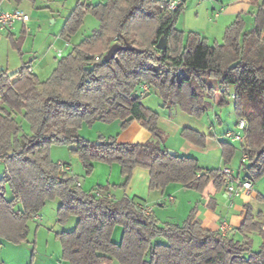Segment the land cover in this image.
Masks as SVG:
<instances>
[{
	"label": "trees",
	"instance_id": "trees-1",
	"mask_svg": "<svg viewBox=\"0 0 264 264\" xmlns=\"http://www.w3.org/2000/svg\"><path fill=\"white\" fill-rule=\"evenodd\" d=\"M250 3L254 11L249 29L237 14L221 41L208 42L197 31L176 28L181 7L168 10L158 0H79L60 35L68 40L87 14L99 25L57 59L46 79L26 62L11 76L6 68L0 70V238L27 241L28 221L47 201L58 199L56 221L76 218L71 229L55 232L60 258L68 264H264V212L253 213L245 205L244 220L236 228L241 239L202 226L194 209L180 224L159 223L140 211V198L107 197L109 184L83 190L76 175L60 169L49 155L52 145L72 146L87 175L93 162L116 163L122 188L132 170L141 167L149 172V190L177 183L201 192L210 181L219 190L220 167L202 168L195 157L165 147L159 113L142 102L140 84L157 89L162 106H178L196 118L206 113L217 92L221 104L231 90L235 124L240 118L247 124L239 148L248 155L246 162L239 161L242 177L256 181L264 173V0ZM7 37L21 56L17 39L11 32ZM161 37L165 49L155 46ZM115 42L134 48L103 60ZM114 120L121 121L120 129L136 121L150 138L118 142L100 135L89 140L79 133L84 123ZM179 134L197 147L206 145L207 135L195 128L184 126ZM219 143L226 165L236 148L224 139ZM97 190L104 195L96 196ZM116 226L121 227L119 241L112 237Z\"/></svg>",
	"mask_w": 264,
	"mask_h": 264
},
{
	"label": "rangeland",
	"instance_id": "rangeland-1",
	"mask_svg": "<svg viewBox=\"0 0 264 264\" xmlns=\"http://www.w3.org/2000/svg\"><path fill=\"white\" fill-rule=\"evenodd\" d=\"M79 0H33V2L26 1V13L29 16L27 26L29 27L28 38L30 39V48L24 51V57H20L15 49L11 47L10 41L7 37V30L0 31V68H8L9 71L16 70L23 62L36 65L38 60L45 51L48 54H55L58 48L61 49L63 55L71 50L73 44L77 43L84 36L89 35L99 25L98 19L90 14L85 15L83 24L78 31L72 35L68 40L64 39L61 35V26L64 18L72 9V7ZM86 3H96L103 0H80ZM38 12V13H37ZM56 19L55 22H51V18ZM252 25V20L246 19V29H249ZM26 36L20 37L18 32H15L14 38L17 39L18 44L25 39ZM222 38H220L221 40ZM212 42V41H211ZM52 69V68H51ZM35 73L41 80L48 77L47 72L42 70H35ZM44 73V74H43ZM150 94L142 95V101L145 105L149 106L153 110L159 113L158 126L164 131V145L168 150L176 151L179 154H187L198 159L199 165L202 168H219L228 166L233 169L235 173L240 171L243 175L244 170L242 166H239L240 156V142L234 141L232 144L236 148V152L231 161L224 165L221 158V146L219 137H210L208 126L212 124L218 132L223 129L235 130V122L237 120L234 112L233 99L231 96V90L228 96H225V102L217 103L221 95L216 93L214 103L210 101L206 114L199 117L200 121H197L196 117H190L178 106L170 105L169 107L162 106V98L159 96L158 90L154 87L150 88ZM216 101V102H215ZM171 114V115H170ZM220 120V121H219ZM198 122V123H197ZM110 122L95 121L91 124L84 123L80 127V135L89 140H97L101 135V131L106 133H116L117 128L110 127L106 129L107 124ZM26 124V123H25ZM104 124V125H100ZM184 126H195L202 129L207 135V142L205 147H197L190 142L186 141L180 136V130ZM26 130L28 126L26 124ZM120 128V127H118ZM182 144H188L191 150L187 151L182 148ZM68 145H52L49 150V155L55 162H65L69 164V173H76L81 180H89L94 185L99 181V184H108L106 178H109L111 173V179L116 180L117 175L112 173L107 168L97 169L95 172L87 175L83 171L78 157L72 153ZM238 153V154H237ZM105 164V163H104ZM114 164V163H113ZM112 165V164H110ZM99 166V165H98ZM109 166V164H107ZM114 166V165H113ZM239 166V167H238ZM240 168V169H239ZM4 169V164L0 162V175ZM93 171V170H92ZM120 173V171H119ZM108 174V175H106ZM106 175V176H105ZM121 175V174H120ZM119 176V175H118ZM122 182V181H121ZM120 182V183H121ZM259 187L261 193L264 195V173L256 181H254ZM118 183V184H120ZM115 184L117 187L122 188ZM127 186V185H126ZM109 187L113 186V183H109ZM220 190L223 192V186ZM224 195V192H223ZM59 200H49L44 207L40 210L41 222H39V229L34 234L33 226H36L35 221L30 220V232L28 233L27 241L22 243H11L4 241L0 244V264H63L64 260L60 258L61 246L57 239L55 232L62 229L69 230L75 225L76 218L70 217L65 223H58L56 221V208ZM121 227L116 226L113 239L120 237ZM118 241V240H117ZM66 264V263H65ZM114 264H117L114 262Z\"/></svg>",
	"mask_w": 264,
	"mask_h": 264
},
{
	"label": "crops",
	"instance_id": "crops-1",
	"mask_svg": "<svg viewBox=\"0 0 264 264\" xmlns=\"http://www.w3.org/2000/svg\"><path fill=\"white\" fill-rule=\"evenodd\" d=\"M26 1L27 0L15 2L14 0H0V9L4 11H12L16 8H19L26 12ZM28 1L33 2V0ZM253 11L254 7L250 3V0H206L203 2H199L198 0H186L176 21V28L183 31H197L202 36H204L208 42L221 41L220 38H222L223 36L225 27L232 22V20L237 14H241L245 21L246 19L252 20L253 17L251 15V12ZM28 20L26 22L16 21L13 25V28L7 31L11 32L13 36H15L16 31L18 32L20 37L26 36L20 44V49L22 52V55L20 56L21 58L24 57V51L27 50V48H30L29 44L31 41L27 36L29 31V27L27 26ZM55 21L56 19L51 18V22ZM61 55H63V53L60 48L57 49L55 54H48V51H45L36 65H32L31 63L29 65L31 66L33 72H35V70H42L43 72L46 71L47 74H49V72H51V70L56 65L57 59ZM18 67L16 69H18ZM6 69L9 71L8 68ZM150 92L151 91L149 89V92H147L146 94H150ZM212 102L214 103V101ZM196 119L197 121H200L199 118ZM120 123V120H114L106 126V129H110V127L117 128L115 134L106 133L105 131H101L100 134L104 137H114L118 142H144L150 138L149 132L144 129L138 122L132 121L125 129L118 128L120 127ZM210 123L212 124V121ZM209 126L208 130L210 131V137L216 138L219 137V135H222L221 139L227 140L223 137L225 129H223L221 132H218L214 127V133L209 129ZM189 127L195 128L201 131L202 133L206 134L202 129L198 127ZM227 141L233 143L229 140ZM182 148L187 151L191 150L188 144H182ZM239 154L241 153L239 152ZM101 165H104V167L106 166L105 168H107L108 171L110 170L112 172V170H114V172L112 173L117 175V179L113 180L111 179L110 173V177L106 178V180H109L107 181L108 184L111 183V181L113 184H118L122 181V176L119 173L120 168L116 163L107 166V164L104 163L93 162L92 173L96 171L97 167L102 168L103 166ZM104 171L106 170L104 169ZM72 174L76 175L77 183L83 190L88 191L97 185H101L99 184V181L96 183V185H94L93 182H90L87 179L81 180L78 174ZM239 175L243 176L240 171ZM148 185V170L145 168L136 167L132 170L130 180L125 188H119L117 186L109 187L107 189V192L111 195V198L114 200L119 199L122 196H127L130 198H140L142 201V205L150 208L151 215H153L159 223L167 221L180 224L185 220L190 210L194 209V218L198 219L201 222L202 226L211 230H219L222 234L232 236L234 239L242 238V235L236 231V228L244 220L246 213L245 205H248L253 213H256L258 211L264 212V200H260L258 198L259 195L263 197L264 195L261 193L259 187L256 185L255 182H253V190L249 195H241L235 197L231 205L229 204L230 201L223 195V192L220 189L217 190L215 188V186L213 185V181H210L201 192H197L193 189L183 187L182 185L177 183H170L163 190H149ZM41 219L42 218L39 213L30 219L32 221L37 222L36 226H33L34 234L39 229L38 223L42 221ZM29 221L28 227L30 232ZM223 224H226L225 229H221V226ZM262 228L264 229V221ZM252 237L254 247H257L260 243L258 233L256 231L253 232ZM119 239L120 237L118 239L116 238L115 241H119ZM3 242L4 240L0 238V244H2ZM64 262L68 264L66 261Z\"/></svg>",
	"mask_w": 264,
	"mask_h": 264
},
{
	"label": "built area",
	"instance_id": "built-area-1",
	"mask_svg": "<svg viewBox=\"0 0 264 264\" xmlns=\"http://www.w3.org/2000/svg\"><path fill=\"white\" fill-rule=\"evenodd\" d=\"M163 3L168 10H176L178 8H183L186 0H158ZM203 2L206 0H198ZM29 19V16L22 9L16 8L12 11H4L0 9V30H11L16 21L26 22ZM95 59H98V56H95ZM31 70V68H29ZM141 95L149 92V86L145 83L140 84ZM235 130H227L223 133V137L231 142L239 141L240 144L245 140V130L247 127L246 121L243 118L238 119ZM209 129L214 132V125L210 124ZM215 133V132H214ZM248 155L246 153L241 154V162H246ZM60 169L69 171L70 166L65 162L58 163ZM221 173V183L223 186L224 196L230 201V205L235 197L241 195H249L253 190V182L250 179L243 178L242 176L236 174L233 169L228 166L220 167ZM95 195L100 197L104 194L100 191H95ZM107 197L110 196L109 193L105 194ZM140 211L144 214L150 215L151 210L149 207L141 205ZM226 224L221 226V229H225Z\"/></svg>",
	"mask_w": 264,
	"mask_h": 264
},
{
	"label": "water",
	"instance_id": "water-1",
	"mask_svg": "<svg viewBox=\"0 0 264 264\" xmlns=\"http://www.w3.org/2000/svg\"><path fill=\"white\" fill-rule=\"evenodd\" d=\"M156 48L157 49H165L166 48V43L163 37H161L158 42L156 43ZM134 47L132 45H130L129 43L126 44H119L117 42L113 43L109 49L107 50V52L104 54L103 56V60L105 61H109L110 59H112L114 57V55L116 54V52L118 50H127V49H133ZM0 70H3V68L1 67ZM16 70H11L8 71V75L11 76L12 74H14ZM170 153H173L174 151L172 150H168Z\"/></svg>",
	"mask_w": 264,
	"mask_h": 264
}]
</instances>
